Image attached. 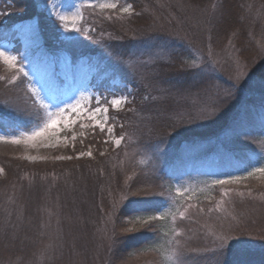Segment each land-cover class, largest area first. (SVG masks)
Masks as SVG:
<instances>
[{
    "label": "rangeland",
    "instance_id": "1",
    "mask_svg": "<svg viewBox=\"0 0 264 264\" xmlns=\"http://www.w3.org/2000/svg\"><path fill=\"white\" fill-rule=\"evenodd\" d=\"M15 1L0 0V51L16 57L14 67H10L0 58V65L5 71H8V74L10 73L7 79L0 78V81L11 85L16 81L19 83L23 80L22 84H25L29 95L33 88L44 89L42 94L45 99H48L49 94L58 97L56 104L60 107L76 104L77 101H79V106L75 114L70 108H65L62 117H57L58 136L51 141L53 145H56L55 147L41 145L40 137L35 140L27 139L28 133L41 127L49 118L48 112L39 104L41 117L26 127L21 126L19 118L14 115V113L21 112L17 107L12 108V115L6 112L0 114V137H2L0 142L5 145L0 148V153L33 166L57 165L55 169H64L62 174L53 173L50 171L51 169L49 172H42L43 174L38 179L24 175L25 187L33 186L34 180L46 186L45 191L40 194L39 203L32 200L34 202L33 211L35 213L39 211L40 218L37 220L41 224V233L35 242L32 259L28 262L12 259L3 255L1 250L0 264L103 263L109 253L112 235L113 214L110 212V206L114 203V198L119 191L115 182L120 180L122 182L124 179L126 182L130 173L126 174L125 169H122L120 177L116 181L117 176L112 175L103 181L104 183L102 182L103 193L106 196L102 198L103 206L101 208L97 206L96 201L90 200V197V201L82 202L84 194L79 198L75 197L76 194L72 195V192L77 189L76 183L82 181L86 174L69 178V171L65 170V167L70 165V162L86 160L89 156L76 158L72 141L70 139L65 141L64 136L66 133L75 135L77 137L75 152H87L84 148H80L79 137L81 133H91L90 127L85 122V128L88 129L85 132V128L74 127L71 121L80 119L79 113L85 109V105L91 107L95 103L92 97L95 95L99 99L101 94L109 101L120 100L118 105L110 107L109 115L113 119V113L124 109L131 102L132 82L139 85L143 91L153 94L152 96L155 98L166 96L174 98L175 103L179 105L174 107L172 114L183 117L191 126H200L211 115L216 119V124L224 128L229 126V128L221 135L214 137L211 144L202 149H198L199 141L197 140L191 145L188 152L184 153L180 159L175 158L177 162H173L168 167V169L175 168V173L171 175L174 179V191L171 194L166 193L167 200L163 202L165 204L163 215L168 218V230L171 232L165 241V248L161 252L146 251L130 260L126 256L123 260L115 258L114 262L116 264H138L139 261L152 259L153 264H214V262L220 264L223 263V255H218L220 251L230 252L229 249L240 248L252 250L257 246L255 238L250 237V234L255 231L258 233L256 236L259 237V234L264 233V215L261 214L256 220H253L250 218L253 217L251 212L245 210L250 206L244 203L245 213L242 219L248 217L252 227L245 226V229H240L232 217L235 216V204H239L240 198L244 195L249 196L243 201L247 200L253 206H255L254 202L258 201L259 197L255 198L250 186L263 187L264 189V170H261L264 169V124L256 119H247L249 113L257 116L264 112L263 103L250 102L249 100V92L264 86V79L254 73L255 70L258 72L264 70V66H261V64L264 65V0L263 2L261 0H225V2L215 0L213 9L209 7L210 3L208 6L206 5L207 7H203L202 0L144 1L145 8H143L142 16L144 21L149 19L148 15L150 17L154 13L161 15L162 18L157 22H161V25L164 26L160 30L163 33L166 31L167 35L164 36L169 38L170 45L175 44V47L185 50L184 55L187 56L185 58H188L187 65L192 63L199 65V68L184 65L186 74L188 72L190 76L192 75L193 83L197 89H185L181 94L168 88L162 90L160 84L154 79L153 58L157 56V59H168L167 53L159 50L152 51L155 57L139 55L124 60L122 63L127 74L126 79L115 75L111 78V75L108 74H102L103 81H95L92 78L91 69L98 72L96 61L87 55L80 54L83 43L95 35L96 30L92 26L93 23L100 25L98 20H89V15L101 16L105 23H112L115 20L121 27H128L127 20L130 15H135V12L120 13L98 7L99 4L109 2V0H31L32 5L42 13L43 18L50 21L52 35L57 34V40L49 43L37 18H27L15 22L14 25L1 23V20L9 15L8 12L12 10ZM91 3L97 6L92 7ZM118 4L126 5L122 0H118ZM146 5H149L150 8ZM227 10L233 12L234 17L238 19L241 14H244L245 18H252V20L250 19L252 24H249L251 29L248 28L244 32V29L241 28L244 27L242 26L243 22L237 19V22H232L229 25L223 24L222 28L216 29L217 36H213V28L206 26V14L211 11L216 14H225L228 12ZM128 28L126 30L134 38L131 44H138L139 47L141 43L147 44L149 40L142 39V32L137 31L136 33L135 27ZM11 30L15 32L7 33ZM243 32L247 34L245 37ZM252 32H255L254 35ZM110 36L108 32H105L98 34L95 38L107 39ZM141 45L143 46V44ZM21 66L29 74V77L17 74V69ZM176 67L174 66V68ZM208 72H215V77L219 80L212 81L213 83L207 84V86L199 85ZM184 73L183 77L186 76ZM14 74H17L15 81H13ZM10 81L12 82L10 83ZM125 83L128 84L127 89L124 87ZM223 85L229 87H221ZM22 87H20V91ZM213 108H215L214 113L212 112ZM244 118L247 121L243 123ZM133 129L129 128L124 131L116 129L115 136L124 135L125 140L119 147L110 142L109 149L111 151L121 150L123 157L125 153L128 154L137 149L134 143L142 132ZM178 134L181 135V130ZM13 138L20 142L13 143ZM105 139L112 140L113 137L105 136ZM248 147L249 150L246 149ZM147 152L142 151L138 155V160L142 165H149L152 168L157 167V163H160L161 167H163V163L166 167L168 160L173 159L176 155L175 148L170 144L162 146L160 142H156L150 152ZM58 155H71L73 159L56 160L55 157ZM225 156L229 158V161L232 156L238 160L248 156L259 158L262 161V167L256 169L255 174L258 178H253L251 182L252 178L245 181L243 178H238L239 176L215 178L212 176L214 172L211 170V165L215 162L220 164L221 161H224ZM29 157L36 159L32 160ZM119 158L121 159L122 156ZM110 160V166L115 167L117 160ZM197 167H199V171L205 173V176L201 177L194 173ZM6 170V177L10 180L14 179L11 170ZM192 171L193 173H191ZM217 180L225 181V183L217 184ZM245 183H249L250 186ZM243 184L244 187H241ZM56 185V189H51ZM245 186H248V189H245ZM212 187H215L214 193L202 194L204 191L210 192ZM33 189L32 187L27 191L30 192ZM91 198L93 199V195ZM232 204L234 205L231 206ZM260 205H263V202L256 206ZM238 206L239 209L243 208L241 204ZM181 213L184 214L183 218H181ZM138 216L143 219L148 218L146 214ZM258 225L259 227H257ZM251 228L254 230L251 231ZM211 256H215L217 259L205 263V260ZM137 258L138 260L135 261ZM253 261L257 260L250 259L248 263ZM232 264L247 263L235 262Z\"/></svg>",
    "mask_w": 264,
    "mask_h": 264
},
{
    "label": "trees",
    "instance_id": "2",
    "mask_svg": "<svg viewBox=\"0 0 264 264\" xmlns=\"http://www.w3.org/2000/svg\"><path fill=\"white\" fill-rule=\"evenodd\" d=\"M122 1L126 4L132 3L136 13L135 15H130L129 20H127V25L129 23L128 27H135V32H142V39L149 41H147V44L141 43L143 46L140 44V47L137 46L138 44L133 45L131 44V41L133 42L134 38L126 30L128 28L127 26V28L121 27V25L115 20L112 21V23H105L103 17L94 14L89 15V20H98L100 25L93 23L92 26L96 30L95 35L83 43L80 49V54L87 55L92 60L96 61L95 63L98 67V72L96 73L91 69L92 78L95 81H103L102 74H108L111 75V78L115 75L126 79L127 74L124 71L125 68L122 63L124 60L139 55L142 57H148L149 55L155 57L152 51L159 50L166 52L168 55L167 60L157 59V56L152 60L155 74L154 79L160 84L159 86L162 90L168 88L179 94L185 89L194 90L197 86L193 83L192 75L190 76L188 72L186 74V68H183L188 62V58H185L187 56L184 55L185 50L175 47V44L170 45L169 38L164 36L167 35L166 31L163 33L160 30V28H164V26L161 25V22H157L162 16L154 13L151 17L148 15L149 19L144 21L142 18L144 14L143 8H145V2L147 0ZM261 1L263 2V0ZM202 2L203 7L206 5L208 6L210 3L209 7L212 9L214 8L215 0H202ZM223 2H225V0H223ZM146 7L150 8L149 5H146ZM239 8L241 9L240 5ZM8 14L9 15H6L5 18L1 20V23L14 25L15 22H20L27 18H37L43 30V34L48 38L47 41L50 43L51 41L57 40V34L55 33L52 35L53 31L50 30V21H46L43 18L42 13L35 9L31 0H16L13 4L12 10L9 11ZM206 19L207 28H213V36H217L218 32L216 29L222 28L225 23L229 25L230 23L239 20L240 22H243L242 26L245 28H241L244 29V32H246L248 28L251 29L249 24H252V18H250V20L247 17L245 18L244 14H241L238 19L234 17L233 12L229 11L225 14H216L211 11L206 14ZM14 32V30H11V32L7 33ZM105 32H108L111 35V39L95 38L98 34H104ZM254 33L255 32H252V35H254ZM246 35V33L243 34L244 37ZM174 66L177 67L174 68ZM261 66L264 65L261 64ZM188 71L190 72V68ZM257 72V70L254 71L255 74L264 79V70L262 72ZM183 73L186 76L183 77ZM9 74L8 71H5L2 65H0V78H2V80L4 77L7 79ZM215 76V72H208L199 85L204 84L207 86V84L213 83L212 81L217 82L219 79ZM17 82L18 81L10 85L6 82L3 83V81H0V114L6 112L12 115V108L17 107L21 112L14 113V115L19 118L20 125L26 127L29 126L31 122L39 120L41 117V109L38 104H34L32 99L29 98L30 95L25 89V84ZM21 86L23 87L20 91ZM132 87L133 94L131 102L124 109L113 113V121L117 125V130L124 131L129 128H134L133 130H141L142 133L136 139V143H134L135 146H137V149H135L136 151L133 149L134 151L129 152L128 154L125 153L123 157L121 150L116 149L111 151L109 149L110 144L103 142L105 140L104 134L99 131H97L95 135L87 133L85 134L87 135V139L84 140L83 144L79 143L81 146L80 148H84L88 151L89 145H91L93 155L86 158V160L70 162V165H66L65 167V170L69 171V178H74L79 174L83 176V173L86 174V177L83 176L82 181L76 183L77 189L72 192V195L76 194L75 197L80 198L84 194L82 202L89 200L90 197V200L98 203L97 206L99 208L103 206L102 198L106 196L103 193V181L107 180L112 175L117 176L115 179L116 181L120 177L122 169H125L126 174L130 173L126 182L125 179L122 180V182L121 180L115 182L119 191L114 198V203L110 206V212L113 214L112 222L115 221L117 224H119L120 220L134 218L141 214H146V216L149 217L151 215L159 216L163 213L165 205L163 202L167 200L165 195L166 193L171 194L174 191V179L171 175L175 173V168L168 169V167L173 164V162H177V159L175 158L178 157V159H180L184 153L188 152L191 145L197 140L199 141L198 149H202L207 145L209 146L214 137L221 135L229 128V126L224 128L221 125L216 124L217 121L214 118L203 121L200 125L201 127L191 126L183 117L172 114L174 107H178L179 105L178 103H175L174 98L167 96L155 98L152 96L153 94L143 91L139 85H136L133 82ZM221 87L228 88L229 86L223 85ZM249 95L250 102L253 101L264 104V86L249 92ZM246 118H244L243 123L251 118L264 124V112L257 116L249 113L248 118ZM120 125H123V127L121 128ZM179 130H181L180 136L178 134ZM156 142H160L162 146L170 144L171 147L176 149L175 157H173V159L169 158L170 160L166 163V167L163 163V167L160 166V163H157V167L155 168L139 163L138 155L144 150L150 152ZM153 143L154 145H152ZM4 146V143L0 142V148H3ZM246 149L249 150V147ZM222 151L226 153L224 149H222ZM152 153L154 155V152ZM120 156H122L121 159L119 158ZM110 159L117 160V164L113 168L110 166ZM223 160L224 161H221L220 164L215 162L211 165V170L214 172L212 176H215L217 179L221 177L231 178L239 176L238 178H243L245 181L252 178V180H250L251 182L253 181V178H258L257 174H255L257 171L256 169L262 167V161L259 158L255 159L251 156L242 160H238L232 156L230 161L229 158L225 156ZM0 167L4 169L3 172H0V251L2 250L3 255H6V257L28 262L33 257V248L35 247V242L41 233V224L37 220L40 218L39 211L38 213L33 211L32 208L34 207V202L32 200L34 199L38 204L41 197L40 194L45 191L46 186H43L37 180H34L33 186L25 187L24 175H30V178L38 179V177L44 172H49L50 169V171H53V173L56 174H62L64 169H55L57 165L47 167L41 165L33 166L31 164H26L22 160H14L11 157H7L3 155V153H0ZM198 168L199 167L196 168L194 173L199 174L201 177L205 176V173L199 171ZM6 169L11 170L14 179L10 180L6 177ZM177 172L179 171L177 170ZM191 173H193V171ZM249 173H251V175H249ZM245 185H249V183H245ZM32 187L35 190L33 189V191L30 190V192H28L27 190ZM241 187H244V184ZM245 187V189H248V186ZM56 188L57 185L51 189ZM250 190H253L252 194L255 195L256 199L259 197L258 201L255 200L257 202H254L255 206L248 203L247 200L243 201V199L247 198L249 195H244L240 198L241 200L239 201V204H241V207L243 208L239 209V204H235V216H233L232 219L238 224L240 229H245V226L248 228L252 227L251 223L248 221V217L242 219L245 210L251 212L253 217L250 218L253 220H256L261 214L264 215L263 187L257 188V186H250ZM214 192L215 187H212L210 192L204 191L202 194L210 195ZM161 193H163V196ZM92 195L93 199L91 198ZM262 202L263 205L256 206ZM244 203L250 206L249 209H245L243 205ZM233 205L234 204L231 206ZM143 209H148V211H142ZM242 211L244 212L242 213ZM168 225V218L165 217V215H163L162 219L155 221L154 227L151 228H139L138 223V231L121 235L118 238L117 243L113 244L112 240L115 237L113 236L112 223L111 243L109 245L110 249L102 264H116L114 262L115 258L123 260L125 256L130 260L146 251L152 250L153 252H161L166 246V239H168L171 234L168 230ZM257 227H259V225ZM253 230L254 229L251 228V231ZM257 234L258 233L253 231V233L250 234V237L255 238V244L259 247L255 246L252 250L240 248L241 250L229 249L230 252H227V250L220 251L218 255H223V263L221 262L220 264H232L235 262L264 264V233L262 232L259 234V237L256 236ZM215 259H217V257L211 256L205 260V263L213 260L215 261ZM248 259L257 261L248 263ZM136 260H138V258L135 259V261ZM151 260L139 261L138 264H153ZM217 262H219V260H217ZM214 264L217 263L214 262Z\"/></svg>",
    "mask_w": 264,
    "mask_h": 264
},
{
    "label": "snow or ice",
    "instance_id": "3",
    "mask_svg": "<svg viewBox=\"0 0 264 264\" xmlns=\"http://www.w3.org/2000/svg\"><path fill=\"white\" fill-rule=\"evenodd\" d=\"M92 7H96L97 5L94 3H91ZM99 8L110 10V11H116L120 13H134V5L132 3H127L126 5H119L118 0L116 2H113V0H109V2L101 3L98 5ZM63 19V17H61ZM0 58L4 60L6 64H9L10 67L15 66L16 57L10 56L4 51H0ZM187 67L191 68H199V65L192 63L190 65H187ZM17 74H22L23 77H29V74L25 72L23 66H21L19 69H17ZM13 76V81L16 80V75ZM12 81H10L11 83ZM21 83H23V80H21ZM31 87V85H29ZM124 87L127 89L128 84L125 83ZM45 90L44 89H35L33 88L31 91L30 99H32L34 104H39L40 107H42L45 111L48 112L49 118L48 120L39 128L34 129L32 132L27 134L28 140H35L37 137H40V143L43 146H51L55 147L56 145H53L51 143L52 140L56 139L58 136L57 133V127H58V120L57 117H62V114L65 112V108H70L72 112L75 114L77 111V108L79 106V101L76 102V104L72 105H65L64 107H60L58 104H56V101L58 100V97H54L52 95H48V99H45V96L42 94ZM92 99L95 100V103L92 104L91 107H88L85 105V109L79 113L80 119H77L75 121H71L74 127L79 128H85V122H87V125L90 127V131L92 135H95L97 130H99L100 133L104 134L106 137H113L112 140L105 139L104 143H114L115 146L119 147L122 142L125 140L124 135L115 136V131L117 125L113 121L111 115H109L110 107L118 105L120 103V100L118 99H112L111 101L108 100L107 97L100 95V98L97 99L94 95ZM51 109V111H49ZM212 112H215V108H213ZM209 119H211V115L208 116ZM62 127V125H59ZM122 128L123 125H120ZM88 129L85 128V132H87ZM2 139V137H0ZM65 141L71 140L72 141V148L73 152L75 154L76 158H81L85 155L91 157L93 155L91 151V145H89V150L87 152L80 151L75 152V145L77 143V137L75 135H69L65 134L64 136ZM87 139V135L84 133H81L79 137V143L83 144L84 140ZM20 141L16 138H13V143H19ZM29 159H36L35 157H29ZM56 160H65V159H73V156H64V155H58L55 157ZM264 170V169H261ZM4 169L0 168V172H3ZM251 175V173H249ZM217 184H224L225 181L217 180ZM163 196V193H161ZM142 211H148V209H143ZM181 218H183V213L180 214ZM163 213H161L159 216L157 215H151L147 219H143L140 216H136L134 218H130L127 220H120L119 224H117L115 221H113V236L115 237L112 240V243H117L118 238L121 235L133 233L139 230V228L143 227H154V222L162 219ZM139 223V228H138ZM179 235V233H177Z\"/></svg>",
    "mask_w": 264,
    "mask_h": 264
}]
</instances>
